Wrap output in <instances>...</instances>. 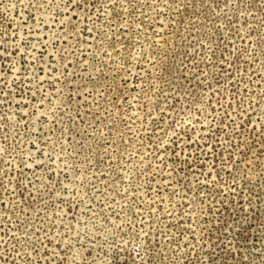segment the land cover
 Returning a JSON list of instances; mask_svg holds the SVG:
<instances>
[{
    "label": "rangeland",
    "instance_id": "rangeland-1",
    "mask_svg": "<svg viewBox=\"0 0 264 264\" xmlns=\"http://www.w3.org/2000/svg\"><path fill=\"white\" fill-rule=\"evenodd\" d=\"M0 264H264V0H0Z\"/></svg>",
    "mask_w": 264,
    "mask_h": 264
}]
</instances>
